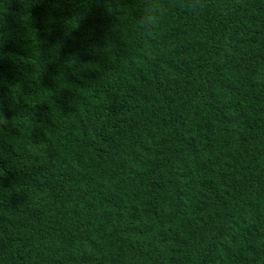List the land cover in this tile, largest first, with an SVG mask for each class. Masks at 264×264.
Here are the masks:
<instances>
[{
    "label": "trees",
    "instance_id": "16d2710c",
    "mask_svg": "<svg viewBox=\"0 0 264 264\" xmlns=\"http://www.w3.org/2000/svg\"><path fill=\"white\" fill-rule=\"evenodd\" d=\"M142 8L0 0V264H264V0Z\"/></svg>",
    "mask_w": 264,
    "mask_h": 264
},
{
    "label": "clouds",
    "instance_id": "9594fccd",
    "mask_svg": "<svg viewBox=\"0 0 264 264\" xmlns=\"http://www.w3.org/2000/svg\"><path fill=\"white\" fill-rule=\"evenodd\" d=\"M173 4L194 17L210 8H214L218 15H228L237 6V0H173ZM168 9L169 0H143L142 11L136 18V31L141 39H155ZM255 79L257 83L264 84V69L255 74ZM8 123V119L0 111V129H4Z\"/></svg>",
    "mask_w": 264,
    "mask_h": 264
}]
</instances>
